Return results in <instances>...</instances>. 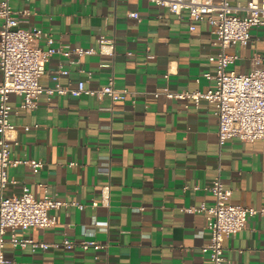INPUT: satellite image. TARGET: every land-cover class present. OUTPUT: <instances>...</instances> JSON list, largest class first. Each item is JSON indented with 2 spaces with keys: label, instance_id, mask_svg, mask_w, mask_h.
Segmentation results:
<instances>
[{
  "label": "crops",
  "instance_id": "1",
  "mask_svg": "<svg viewBox=\"0 0 264 264\" xmlns=\"http://www.w3.org/2000/svg\"><path fill=\"white\" fill-rule=\"evenodd\" d=\"M11 4L15 9L30 8L21 26L42 28L55 37L56 46L98 48L102 35L115 41L114 54H73L75 62L53 55L40 78L44 86L55 85L52 76L62 63L69 69L59 79L65 87L75 88L85 80L87 87L97 89L114 75L115 87L134 95L113 102L108 95L44 92L34 110L12 112L17 129L13 137L18 139L12 158L36 159L43 165L10 166L8 175L17 182L10 181L4 195H18L27 184L42 198V184H47L56 199L86 205L52 209L58 217L54 227H31L18 234L48 243L65 236L93 238L106 246L33 250L7 243L6 264H212L202 251L210 239L206 213L183 207L212 204L214 195L207 187L218 175L233 189L234 203L264 207V140L234 138L221 144L218 116L206 98L197 104L193 99L154 95L161 88L207 91L215 85L204 75L215 73L209 56L220 50L210 21H198L191 30L187 10L179 16L153 0ZM131 11L140 19L129 17ZM40 44L46 46L44 36ZM228 51L239 55L231 70L249 71L256 56L264 57V25L252 28L248 45ZM10 102L18 106L22 97L12 94ZM104 185H110L108 199L103 197ZM93 201L98 205L92 206ZM224 246L232 264H264V213L250 216L244 229L225 236Z\"/></svg>",
  "mask_w": 264,
  "mask_h": 264
},
{
  "label": "built area",
  "instance_id": "2",
  "mask_svg": "<svg viewBox=\"0 0 264 264\" xmlns=\"http://www.w3.org/2000/svg\"><path fill=\"white\" fill-rule=\"evenodd\" d=\"M153 1L166 6L172 13L179 16L187 10L191 30L196 28V22L207 18L213 25L215 44L220 46L216 54L209 56V60L216 65L215 73L204 74L214 79L213 87L207 91L181 92L161 88L155 91L154 95L159 96L164 93L168 98L193 99L197 104L201 98H206L218 116V137L221 144L234 138L249 142L264 140V57L256 56L250 70L239 73L230 69L239 55L228 51L230 47L248 45L252 39V28L264 25V0H247L245 3L236 4H232L229 0ZM215 12L217 16H214ZM31 13L30 8H13L11 0H0L2 19L0 28V71L2 72V81H0V264L8 262L4 254L7 243L15 248L30 246L33 250L60 245L68 249L79 246L84 250L91 248L97 250L106 246L93 238L76 240L65 236L60 242L48 243L18 234L19 230L24 231L31 227H54L58 223V217L51 213L52 209L60 208L62 205H76L83 209L86 205L77 200L66 202L56 199L49 193L47 184H42L44 188L42 198H37L27 184L23 185L22 192L18 195H4L6 185L10 181L17 182L15 179H10L8 175L10 166L25 163L39 168L43 165L42 161L36 159L12 158V145L18 143L17 137H13V132L17 129L11 121L12 112L17 108L34 110L40 95L44 92L49 95L55 92L75 96L87 94L97 98L108 95L113 102L134 95V92L126 88L117 89L114 84V75L109 78L106 85L97 89L87 87L85 80H80L75 88L65 87L59 83V79L62 74H68L69 69L62 63L52 76L55 85L44 86L40 78L46 72V65L53 55L59 53L71 59L73 54L79 57L96 53L114 54L115 41L102 35L98 40V48L56 46L55 37L45 34L42 28L21 26L23 21L28 20L27 17ZM128 16L140 19L137 11L129 12ZM43 36L45 47L40 44ZM70 61L75 62L72 59ZM12 94L22 97V102L18 106L11 104ZM24 128L29 130L31 126L25 125ZM195 188L198 187L195 186ZM207 188L214 195L212 204L203 202L199 206L183 207V210L206 213L210 239L202 246V251L209 254L212 264H232L226 257L225 236L234 235L244 229L249 217L264 213V207L258 209L234 203L231 200L233 189L226 187L219 175ZM109 190L110 185H104V199L109 198ZM97 205V201L92 202V206Z\"/></svg>",
  "mask_w": 264,
  "mask_h": 264
}]
</instances>
